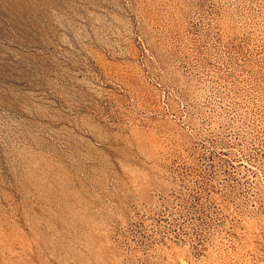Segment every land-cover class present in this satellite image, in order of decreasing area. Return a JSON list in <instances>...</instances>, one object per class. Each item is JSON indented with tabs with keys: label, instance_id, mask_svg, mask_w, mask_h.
I'll return each instance as SVG.
<instances>
[{
	"label": "rangeland",
	"instance_id": "obj_1",
	"mask_svg": "<svg viewBox=\"0 0 264 264\" xmlns=\"http://www.w3.org/2000/svg\"><path fill=\"white\" fill-rule=\"evenodd\" d=\"M0 264H264V0H0Z\"/></svg>",
	"mask_w": 264,
	"mask_h": 264
}]
</instances>
